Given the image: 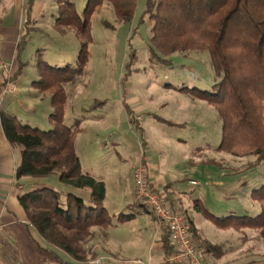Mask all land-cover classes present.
I'll list each match as a JSON object with an SVG mask.
<instances>
[{
	"label": "rangeland",
	"instance_id": "obj_1",
	"mask_svg": "<svg viewBox=\"0 0 264 264\" xmlns=\"http://www.w3.org/2000/svg\"><path fill=\"white\" fill-rule=\"evenodd\" d=\"M70 1L82 14L89 0ZM27 2L0 0V53L2 45L6 52L10 48L4 42L5 36L17 32L16 26L23 21L15 45L17 49L19 45L22 48L20 57L3 58L14 71L20 61L25 63L18 80L19 88L17 85L14 91L3 90L4 94H17L7 95L0 103V110L19 115L24 124L47 130L52 127L51 95L36 88L44 97L36 109H27L24 99L16 97L18 89L24 90L39 79L38 63L42 60L59 67L76 63L81 39L71 28L56 26L57 0H34L30 20L26 15ZM146 9L147 0H138L133 18L128 22L118 17L111 2L106 1L100 6L91 18L92 41L87 68L84 74L65 85V122L68 125L81 122L82 131L76 138V148L82 169L94 173L97 178L105 177V205L114 220L121 214L122 217L126 213L136 214L133 221H119V229H114V235L121 233L125 238L122 249H114L107 242V236L95 228L96 235L83 244L91 253L87 255L91 257L95 251L96 257L102 259L101 264H130L133 260L140 261L138 264H160L154 249L157 223L151 213H142L140 204L134 203L138 197H132V167L144 164L150 181L148 161L151 167L161 164L159 171L166 175L171 187L158 189L150 181L151 185L173 202L186 220L187 211L192 213V219L201 226L197 228L198 236L216 245V250L208 252L215 264H264V235L260 228H221L208 216L258 215L261 207L251 193L264 185V160L255 164V155L238 156L217 149L223 136L222 119L217 109L191 92L173 87L211 90L220 77L212 66L210 53L176 52L169 57L170 63L154 62L149 49L152 24ZM132 48L137 59L130 64ZM156 115L183 125H168ZM13 147L18 164L20 148ZM197 149V153L194 152ZM186 176L197 179L199 184L192 185ZM21 182L24 189L15 187L16 195L43 183L57 190L65 186L57 175L23 177ZM16 195L11 196L9 203L18 204ZM199 198L202 210L195 208ZM155 219H158L156 215ZM8 235L5 231L0 232V264H22L17 245ZM198 236L194 235L203 252V263L209 264L211 258ZM36 237L42 246H46L38 235ZM48 247L51 250L40 248L46 253L44 264H89Z\"/></svg>",
	"mask_w": 264,
	"mask_h": 264
},
{
	"label": "trees",
	"instance_id": "obj_2",
	"mask_svg": "<svg viewBox=\"0 0 264 264\" xmlns=\"http://www.w3.org/2000/svg\"><path fill=\"white\" fill-rule=\"evenodd\" d=\"M106 1L112 3L120 19L132 20L138 0H89L82 14L78 13L73 1L57 0L59 16L56 26L74 30L81 39V48L74 64L59 67L45 60L38 63L40 77L32 85L51 95L52 127L42 130L24 124L15 114L0 110V127L10 144L20 148L15 187L24 189L23 177L45 178L52 175H57L65 185L62 190H57L43 183L18 195L28 218L26 226L30 236L44 251L51 246L66 252L78 262H89L91 257L98 255L93 251L89 257L91 253L83 245L96 235L95 228L107 236L108 229L119 221L136 217L135 213H126L125 217L121 214L114 220L105 205L106 181L82 169L76 148V138L82 131L81 122L78 120L73 125L65 122V85L84 74L87 68L92 41L91 18ZM33 5L34 0H28L26 15L29 20ZM145 12L152 24L149 49L154 62L170 63L169 57L176 52L197 50L210 53L212 66L220 77L211 90L172 86L191 92L217 109L223 131L217 149L238 156L255 155V164L263 161L264 0H147ZM21 49L19 45L17 57H20ZM136 59V51L132 48L130 64ZM24 64L20 61L13 79L21 74ZM155 117L171 126L183 125L160 115ZM251 196L261 207L256 216H208L221 228L258 227L264 235V185L253 190ZM134 203L140 204L142 213L154 215L139 199ZM196 207L203 209L200 203ZM187 223L190 231L198 236L195 223L188 217ZM34 234L46 246H42ZM203 242L207 252L216 250L215 244L205 239ZM164 249L167 253L174 249L170 234L169 237L166 234Z\"/></svg>",
	"mask_w": 264,
	"mask_h": 264
},
{
	"label": "crops",
	"instance_id": "obj_3",
	"mask_svg": "<svg viewBox=\"0 0 264 264\" xmlns=\"http://www.w3.org/2000/svg\"><path fill=\"white\" fill-rule=\"evenodd\" d=\"M34 7H35V2L33 5V9ZM22 23L23 21L21 22V24L19 22L18 26H16L18 29L17 32L14 30L15 32L11 34L10 37L9 35L5 36L7 39L4 40V42L8 43V45L10 46L8 51L7 52L5 51L6 50L5 46L2 45L1 47L2 51L0 53V103H2L3 100H5L7 95L15 96L17 94V93L4 94L3 90L4 88H6L5 83L15 82L18 85V80L20 79L19 78L20 75L17 78L13 79V75L18 71L19 68L16 71H14L12 69V66H9L6 64V61L3 57L6 58L7 56L13 59L16 56L17 48L15 47V45L19 37V32H20L19 30H20ZM19 43H20V38L18 41V45ZM15 48H16V51H14ZM18 88H19V85H18ZM24 91H25V96H24ZM18 92H19V95L16 97L24 99L23 103L27 109H36V106L38 105L40 100L43 99L44 97L38 94V90L36 89L34 85L29 86L28 88L24 90L18 89ZM12 114H15V113H12ZM17 116L21 120L20 116L19 115ZM15 152H16L15 148L7 140L4 134V131L0 127V232L5 231L7 234H9L8 235L9 240L17 245V250L22 257V262H23L22 264H44L46 263V253L39 248L36 241L30 236V233L26 226V223L28 222L27 215L22 205L20 204L18 195H16L17 189L15 188L14 184L16 182L15 172H16V167L18 164H17V158H16ZM142 159L139 162H141ZM19 161H20V150H19ZM81 163H82V160H81ZM146 163H147L146 165H148L149 167L148 170H149L150 181L154 185V187L158 189L159 188H169L170 189L171 185L168 184L166 175L162 174L161 171H159L161 170L160 168L161 164H158V165L154 164L151 167L148 164L149 163L148 161H146ZM136 165L137 164L133 165L132 167L133 169L130 173L131 179L133 180L132 197L137 196L136 185H135L134 174H133L134 168ZM154 170H156V172H154ZM170 178H173V180H176L174 178L178 179V177H170ZM186 178L190 179V182L192 185L199 184L197 179L190 178L189 176H186ZM101 179L105 180V177H101ZM193 181H197V183H194ZM170 182L172 181H169V183ZM6 195H9V196H7L6 198ZM13 195H16L15 198H17V201H18V204L16 203V205L9 203L11 196ZM200 200H201L200 198L196 200L197 203H200L199 202ZM187 216L190 220H192L195 223L198 229L201 227L200 225L196 224L195 220L192 219L193 218L192 213H188L187 211ZM152 217H153V220L157 223V233H156L157 243H156V247H154L156 255H158L160 264H170L166 260L167 252L164 249V239L166 238V234L169 237L170 232L164 223H162L159 219H155L153 214H152ZM133 219H131V221H133ZM118 225H119V222L116 223L114 226L110 227L108 229V235H107V242L109 243V245H112L114 249L116 250L122 249L125 244V238L123 234L119 233V236L114 235V229H119ZM34 236L35 238H37L36 234H34ZM198 238L201 240L204 239L202 236L200 237L198 236ZM113 253L115 254L116 252H113ZM207 256L211 258L209 260V264H215V260H212V257H211L212 255L208 253ZM149 259L151 260V258ZM135 261L136 260H133L132 262H130V264H133Z\"/></svg>",
	"mask_w": 264,
	"mask_h": 264
},
{
	"label": "built area",
	"instance_id": "obj_4",
	"mask_svg": "<svg viewBox=\"0 0 264 264\" xmlns=\"http://www.w3.org/2000/svg\"><path fill=\"white\" fill-rule=\"evenodd\" d=\"M6 88L9 91H14L17 88V84L14 82L9 83ZM134 181L138 199L154 212L170 232L174 249L167 253V262L170 264H204L202 249L190 231L184 214L179 208L173 206L162 192L151 185L148 180L147 168L144 164L141 163L135 168ZM193 182L197 183V181ZM139 262L135 261L133 264H138ZM88 263L101 264L102 259L100 257L92 258Z\"/></svg>",
	"mask_w": 264,
	"mask_h": 264
},
{
	"label": "bare ground",
	"instance_id": "obj_5",
	"mask_svg": "<svg viewBox=\"0 0 264 264\" xmlns=\"http://www.w3.org/2000/svg\"><path fill=\"white\" fill-rule=\"evenodd\" d=\"M15 83V82H14Z\"/></svg>",
	"mask_w": 264,
	"mask_h": 264
}]
</instances>
